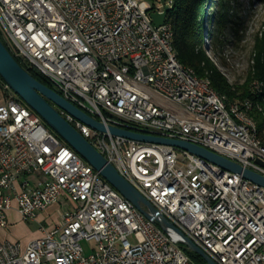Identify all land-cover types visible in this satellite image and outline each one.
Masks as SVG:
<instances>
[{
    "label": "built area",
    "instance_id": "built-area-1",
    "mask_svg": "<svg viewBox=\"0 0 264 264\" xmlns=\"http://www.w3.org/2000/svg\"><path fill=\"white\" fill-rule=\"evenodd\" d=\"M143 1L0 0V28L24 67L105 128L188 138L264 178L248 111L232 108L245 131L223 120L216 95L170 60L161 26L150 18L162 10H144ZM0 87V230L13 209L27 223L61 196L70 205L23 249L0 241V264H193ZM59 113L121 177L135 178L134 189L215 264H264L263 187L187 152L114 137ZM82 241L95 244L86 257Z\"/></svg>",
    "mask_w": 264,
    "mask_h": 264
},
{
    "label": "water",
    "instance_id": "water-1",
    "mask_svg": "<svg viewBox=\"0 0 264 264\" xmlns=\"http://www.w3.org/2000/svg\"><path fill=\"white\" fill-rule=\"evenodd\" d=\"M167 0H161L164 4ZM170 8L164 6L160 13L150 14L153 25L158 28L165 23ZM0 79L10 91L22 101V103L34 112L66 145L72 149L94 171L99 173L102 179L108 183L121 197L133 205L144 218L155 224L177 246H181L192 252L205 262L215 264L207 255L197 248L176 227H174L163 215H161L140 193L134 189L117 171L110 165L59 113L64 112L85 126L101 133L108 132L111 136L124 138L129 141L142 144L158 145L174 148L181 152H187L205 162L213 164L222 170L241 176L253 184L264 188V178L239 165L220 157L202 147L166 139L157 136L144 135L132 131L108 127L71 105L50 88L40 84L22 69L11 56L0 40Z\"/></svg>",
    "mask_w": 264,
    "mask_h": 264
},
{
    "label": "trees",
    "instance_id": "trees-1",
    "mask_svg": "<svg viewBox=\"0 0 264 264\" xmlns=\"http://www.w3.org/2000/svg\"><path fill=\"white\" fill-rule=\"evenodd\" d=\"M170 1L171 7L167 13L165 24L172 32L171 44L177 61L182 66L191 69L199 79H208L212 89L226 98L227 105L234 102L243 103L248 101L251 104V110L248 114L260 130L264 126V18L261 23V31L256 33L253 39L250 69L241 82H229L216 67L211 57L208 56L207 48L213 53L221 52L225 44L230 43L226 41V36L232 35L230 45H234L235 40H237L238 34L233 29V21L229 18L230 1L215 0V5L211 7L215 9L213 15L209 14L208 11L206 12L211 0ZM208 25L213 30L209 33V40L204 44L203 40L207 38L205 35H208L205 26ZM0 40L8 49L1 36ZM8 52L31 77L50 88V85L40 74L24 67L12 51ZM218 55L220 54L218 53ZM218 60L222 61L223 59L219 56ZM0 85H4L1 79ZM255 85L258 86L257 90L254 89ZM17 100L22 103L20 99L17 98ZM45 127L55 135L52 130L47 126ZM56 137L62 141L58 136ZM180 248L193 264H205L198 255L181 246Z\"/></svg>",
    "mask_w": 264,
    "mask_h": 264
},
{
    "label": "rangeland",
    "instance_id": "rangeland-1",
    "mask_svg": "<svg viewBox=\"0 0 264 264\" xmlns=\"http://www.w3.org/2000/svg\"><path fill=\"white\" fill-rule=\"evenodd\" d=\"M229 1L231 3L229 18L233 21V29L238 34L237 40H235L234 45H230L232 42V35H228L225 39L230 43H226L221 52L213 53L207 48V54L211 57L216 67L222 72L223 76L229 82H241L252 65L253 39L255 34L261 31V23L264 18V0ZM213 5H215V0H211V4L206 8V12L208 11L209 14L212 15L215 13V9L211 8ZM153 7L162 10L161 0H146L140 3V8L144 10H150L153 9ZM205 30L206 32L208 31V35H205L207 38L203 40L204 44H206L207 40H209V33H211L213 29L210 25H208L207 27L205 26ZM218 53L220 55H218ZM219 56L222 57V61L218 60ZM1 102L2 100H0V103ZM61 142L66 145L63 141ZM51 208L45 213L40 214L38 221L27 223L19 222L15 230L10 234L13 233L15 240H19L20 243H22L24 238L31 237L37 233L40 227L45 229L53 227L55 222L58 220V212L70 209V205L64 197L61 196L57 199L56 206H53L52 209ZM129 240L131 242L132 238ZM81 246L83 248V256L85 257L91 254L92 250L95 248V244L93 242L82 241Z\"/></svg>",
    "mask_w": 264,
    "mask_h": 264
},
{
    "label": "bare ground",
    "instance_id": "bare-ground-1",
    "mask_svg": "<svg viewBox=\"0 0 264 264\" xmlns=\"http://www.w3.org/2000/svg\"><path fill=\"white\" fill-rule=\"evenodd\" d=\"M171 7V1L169 0V8ZM162 29V36H163V42L168 44L169 47V57L170 60L174 63V65H177L179 68L183 70V72H186L187 75H189L191 78L198 80V83L203 84L207 86L208 91H210V94L216 95V101L217 106L221 108V116L223 120H228V124L230 125H236V131H245V124H237V117H232V108L236 107H244V110L248 111V113L251 110V104L248 101H245L243 103L234 102L230 105L226 104V98L222 95L217 94L211 87L210 81L208 79H199L195 73L184 66H182L176 59L174 55V51L172 49V32L170 28L164 23L161 26ZM0 35L2 36L3 40L5 41L6 45L8 46V40L3 37V32H1L0 28ZM14 54V51H12ZM16 56V55H15ZM18 58V57H17ZM254 89L257 90L258 86H254ZM16 104H22L20 103L17 98ZM245 114V122L250 124V132H251V139L256 142V144H259V148L261 149V152H264V126L260 130H258L256 123L254 120H252L249 116V114ZM37 120L41 121L40 118L37 116ZM44 124V123H43ZM179 141L190 143L188 138H179ZM127 182L132 185L134 188H136V180L135 178H127ZM202 251V250H201ZM238 264H247L246 258H238Z\"/></svg>",
    "mask_w": 264,
    "mask_h": 264
},
{
    "label": "crops",
    "instance_id": "crops-1",
    "mask_svg": "<svg viewBox=\"0 0 264 264\" xmlns=\"http://www.w3.org/2000/svg\"><path fill=\"white\" fill-rule=\"evenodd\" d=\"M53 206H56V205H53ZM53 206H51V207L53 208ZM51 207H50V208H51ZM50 208H49V209H50ZM52 208H51V209H52ZM49 209H48V210H49ZM48 210H47V211H48ZM38 217H39V216H38ZM38 217H37V219H36L35 221H38V220H39ZM7 220H8V227H7L6 229L0 230V241H1V242L18 243V244L21 246V248L23 249V248L25 247V245H26L29 241L34 240V239L40 237V233L37 232V233H35L33 236H31V237L24 238V239L22 240V243H20L19 240L16 241L15 238H14V236H13V233H12V234H10V233L13 232V231L15 230L16 226H17V225L19 224V222H21V221L19 220V217H18V215H17V213H16V211H15L14 209L11 210V211H9V212L7 213ZM21 223H23V222H21Z\"/></svg>",
    "mask_w": 264,
    "mask_h": 264
}]
</instances>
